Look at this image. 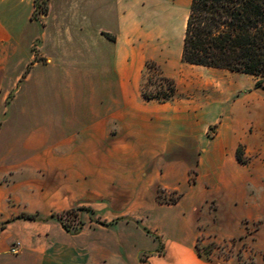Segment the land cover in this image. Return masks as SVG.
<instances>
[{
    "label": "crops",
    "instance_id": "crops-1",
    "mask_svg": "<svg viewBox=\"0 0 264 264\" xmlns=\"http://www.w3.org/2000/svg\"><path fill=\"white\" fill-rule=\"evenodd\" d=\"M191 4L0 0V264H264L258 80L211 68L240 93L207 117L141 94L148 60L173 75ZM83 207L68 231L57 215ZM208 242L248 246L211 259Z\"/></svg>",
    "mask_w": 264,
    "mask_h": 264
},
{
    "label": "trees",
    "instance_id": "trees-1",
    "mask_svg": "<svg viewBox=\"0 0 264 264\" xmlns=\"http://www.w3.org/2000/svg\"><path fill=\"white\" fill-rule=\"evenodd\" d=\"M41 8L46 13V8ZM182 61L256 75L260 77L257 87H263L264 0H192ZM148 66L171 85L164 95L143 91L144 98L159 101L170 99L176 91L174 82L163 75L156 62L150 61ZM237 158L240 162L245 161L242 145L237 150ZM65 228L72 231L67 225Z\"/></svg>",
    "mask_w": 264,
    "mask_h": 264
},
{
    "label": "rangeland",
    "instance_id": "rangeland-1",
    "mask_svg": "<svg viewBox=\"0 0 264 264\" xmlns=\"http://www.w3.org/2000/svg\"><path fill=\"white\" fill-rule=\"evenodd\" d=\"M41 7H45V0H37V8L41 9ZM77 15L78 11H72L71 15ZM79 18L74 17V19L69 20V24H74L76 20ZM183 43H180V49H182ZM152 60H148L146 62L145 67V81L141 86V94L143 96V91H147L149 94L153 95H164L168 92V89L171 85L169 81L161 79L159 72L155 70L149 69L148 63ZM155 62V61H154ZM170 67L173 75H167L162 68L161 64L156 62L157 65L162 70V73L165 77H169L176 86L175 94L168 100L159 101L156 99L148 100V101H156L159 104H168L166 106L168 109H191L198 113L203 117H207L212 113H217L220 110V102L219 97H217V93L221 91L224 94H238L239 91H231L228 90L227 87L221 86V83L224 82L220 76H215L214 70H211L212 67L206 66H198L188 64L182 61L181 55L172 54L170 58ZM177 65V66H176ZM233 80L239 82L241 78L244 83H248L247 79L251 81L259 80L260 77L251 74H236ZM221 79V80H220ZM222 87V88H221ZM261 92L264 94V86L260 87ZM164 107V108H166ZM155 109H159L156 107ZM209 135L211 132L209 130ZM242 149L243 146H242ZM117 157L124 158H132L133 151H122ZM197 177V166L190 173V181L194 182ZM160 192H164L162 190L159 191V199L161 197V201L167 203H175L181 197L182 193L180 192H171L169 196H160ZM89 211L90 208L83 207L79 208ZM79 214V213H78ZM82 221L79 216V227H81ZM250 235V234H249ZM248 242H245L243 245H239L238 247L235 243H227V242H208L207 244L199 243V249L201 253L208 256L211 259L221 258L223 260L229 259L232 256H237L242 249H247ZM241 264H249L250 260L240 259Z\"/></svg>",
    "mask_w": 264,
    "mask_h": 264
},
{
    "label": "built area",
    "instance_id": "built-area-1",
    "mask_svg": "<svg viewBox=\"0 0 264 264\" xmlns=\"http://www.w3.org/2000/svg\"><path fill=\"white\" fill-rule=\"evenodd\" d=\"M46 1V0H45ZM41 10V9H40ZM169 196V195H165L164 192H160V196ZM79 211L78 209H72L69 210L67 212L61 213L59 215H57V218L59 219V221H61V223L65 226H69L70 229L72 231L78 230L79 229ZM249 234H252V231L249 232ZM17 246L15 245L12 249L13 252H17Z\"/></svg>",
    "mask_w": 264,
    "mask_h": 264
}]
</instances>
